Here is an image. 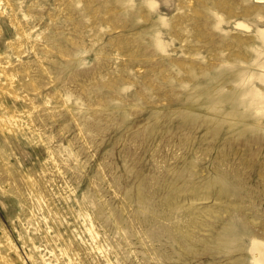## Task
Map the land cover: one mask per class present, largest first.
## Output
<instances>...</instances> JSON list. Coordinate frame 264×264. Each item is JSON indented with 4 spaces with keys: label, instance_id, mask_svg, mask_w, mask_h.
Returning <instances> with one entry per match:
<instances>
[{
    "label": "rangeland",
    "instance_id": "obj_1",
    "mask_svg": "<svg viewBox=\"0 0 264 264\" xmlns=\"http://www.w3.org/2000/svg\"><path fill=\"white\" fill-rule=\"evenodd\" d=\"M254 238L264 1L0 0V264H256Z\"/></svg>",
    "mask_w": 264,
    "mask_h": 264
},
{
    "label": "bare ground",
    "instance_id": "obj_2",
    "mask_svg": "<svg viewBox=\"0 0 264 264\" xmlns=\"http://www.w3.org/2000/svg\"><path fill=\"white\" fill-rule=\"evenodd\" d=\"M240 25L244 24L241 23ZM250 250L253 254H256V257H252L253 261L256 264H264V241L257 238L252 239Z\"/></svg>",
    "mask_w": 264,
    "mask_h": 264
}]
</instances>
